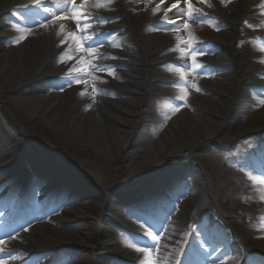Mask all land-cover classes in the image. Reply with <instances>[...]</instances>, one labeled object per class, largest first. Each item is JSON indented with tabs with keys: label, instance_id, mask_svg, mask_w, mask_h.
<instances>
[{
	"label": "rangeland",
	"instance_id": "obj_1",
	"mask_svg": "<svg viewBox=\"0 0 264 264\" xmlns=\"http://www.w3.org/2000/svg\"><path fill=\"white\" fill-rule=\"evenodd\" d=\"M71 1L68 0V4ZM125 1L111 0L108 5L110 10L102 16L109 18L108 22L101 23L97 30L107 35L110 44L115 45L114 58L108 59L109 64L112 62L110 65L100 63L94 58L95 54L84 53L81 46L77 57H73L74 52L66 46L49 56L41 48L39 55L28 58L27 62L29 65H51L44 75L22 84L0 75V235L7 229V217L19 199H27L29 203L19 213L15 220L17 224L8 228L13 232L16 230L24 245L16 248L10 236H5L3 240L1 238L4 237H1L3 243L0 248L4 252L0 253V261L3 264H123V260L126 264H146L148 254L136 251V248L151 247L149 238L143 233L146 230L160 236L158 243L161 247L152 249V261L166 264L176 255L177 241L181 239L180 235L190 232L191 220L194 219L202 229L220 232L219 235L214 233L213 241L207 244L215 249L214 252L218 251V264H243L245 261L264 264V253L228 255L225 247L220 245V239L224 236L229 241H235L233 233L239 235L244 221L249 222L248 219L243 220L248 212L240 210L246 200L243 182L250 183L252 174L249 169L256 166L253 156L262 160L256 151V144L264 152V120L252 121L248 129L232 134L243 117L263 107L261 103L254 107L250 104L253 98H264V58L260 53L249 52L252 45L260 44L261 39L259 19L262 13L258 10V3L255 0H224L228 11L223 16L205 15L203 22L186 19L176 21L173 26L165 22V14L166 19L171 21L168 14L172 9L188 12L185 0L175 8L172 7L175 3L163 0H132L135 5L132 10L122 8L121 4ZM199 1L207 7L213 5L212 0ZM191 3L193 8L202 12L201 8ZM155 9L159 13L164 12V15H149L147 26L136 30L135 19H129L131 12L139 16V13ZM49 10L44 20L58 25L59 19H54L58 15L57 9L50 5ZM236 14L240 15V19L236 26L238 39L233 48L239 52L234 59L230 58L233 62L218 65L212 60V54L221 49L217 39L224 33L229 22L227 19ZM192 15L199 16L200 12H193ZM6 17L9 21H27L25 8H15ZM32 18L40 20L41 17L31 15ZM185 22L189 25L187 29L183 27ZM34 26L35 21H31L29 28ZM173 27L175 30H172ZM161 29L184 34L158 45L144 42L145 35ZM88 31H93L92 26ZM190 41L191 47L204 50L202 55L196 57V62L208 66L207 69H194L190 55L180 59V49L187 53ZM108 44L103 47L109 48ZM168 54L172 58H165ZM90 65L111 69L114 76L106 71H94ZM245 67L248 69L244 71ZM72 68L77 71L70 72ZM176 68H180V72ZM244 72L248 73L247 77ZM69 76L82 77L81 83L71 86L64 84L63 90L57 87ZM93 76L96 78L92 83ZM248 76L249 81L245 79ZM235 81L240 83L235 105L230 120H226V124L220 128L210 120H219L222 104L196 106L191 103L189 92L195 91L211 100L222 101L229 95L225 86H233ZM93 88L106 94L95 95L93 102ZM182 88L188 93L186 99H180L184 94ZM58 91L62 92V96L65 92L73 99H63V103L50 112L64 114V121L53 122L45 118L49 104L46 101L36 112L24 104V99L30 96L44 98L54 96ZM81 92H84L83 96ZM172 97L176 98L175 101ZM75 101L79 105L74 108ZM137 110L140 115L152 111L164 117L172 112L180 115L185 112L181 123L190 120L189 116L193 114L214 127L213 135L199 146L190 145L181 149L171 145L168 154L158 148L155 159L148 148L161 137L158 123L147 118L146 123L140 122L134 129V124L119 122L114 116L117 114L130 119L137 116L142 119L135 114ZM89 116L98 117L107 129L108 134L105 140H101L102 143L87 141L80 134V130L83 129L82 132L86 134L90 128L92 122ZM161 128L165 130L167 126ZM113 130H118L122 136H115ZM73 133L80 134L78 139L76 135H71ZM181 164L187 167L181 176L184 182L178 180L180 182L176 184L172 179H175L173 175H179ZM193 176L197 182L193 181ZM31 178L42 180L37 185L39 202L36 205L27 197V193L31 195L30 191L38 188ZM185 182L188 183L185 188L188 193L178 198V186ZM239 187H243V191L241 189L239 194L230 197L231 192ZM143 190L146 191L143 192L144 199L158 195L163 200L164 208L155 207V216L149 221L137 212L129 211L131 207L134 208L131 201L135 200H126V194L138 196ZM189 200L191 207L182 205L183 201ZM6 202L8 205L3 204ZM202 208L210 212L199 215ZM230 208L239 209L232 220H243V223L238 224L237 230L228 229L224 233L220 231L225 226L223 210ZM127 214H134L129 220L133 227L125 226ZM21 223L25 224L22 228ZM45 223L53 226L45 228L57 234L56 244L40 233ZM61 232L66 233L61 235ZM30 236L38 238L40 245L28 246L32 244L28 241ZM154 255L156 259L152 258Z\"/></svg>",
	"mask_w": 264,
	"mask_h": 264
},
{
	"label": "bare ground",
	"instance_id": "obj_2",
	"mask_svg": "<svg viewBox=\"0 0 264 264\" xmlns=\"http://www.w3.org/2000/svg\"><path fill=\"white\" fill-rule=\"evenodd\" d=\"M166 3H175L178 4L182 2L183 0H163ZM195 5L199 6L202 9V13L204 14H210L211 16L214 15H220L223 16L225 12L228 11V7L226 4L222 3L220 0H212L213 5L210 7H207L205 5H200L199 0H191ZM258 3V10L261 11L260 19H259V25L261 26L262 32L259 34L260 44L259 45H252L249 50V52H254L256 54L260 53L262 54V59L264 58V0H255ZM100 2V0H77L76 3L71 6V4H68V0H39L40 5L42 7L36 6V0H0V75L3 78H6L8 80H16L19 84H22V82H25L27 80H34L37 76L44 75L46 72H48L51 67V65L46 66L43 64H35L32 63L31 65L28 64L27 60L28 58H34L39 55L41 48L45 50L46 56L51 55L52 53L59 52L62 48L65 46L69 48V50H72L74 52L73 57L79 56V50L81 47L77 45V43L72 39V37L69 35V33H75L77 36H81V34H78L76 31V26H74V20L71 18L73 15V12H81L85 9L92 13L93 16H104L107 14V10H109V6L107 7H101L96 8L94 5L95 3ZM83 4V8H80V5ZM55 7L57 9L58 15L57 17L64 15L68 17V19H59V24L56 25L54 22L49 23L46 22L44 19L48 16V13L50 12L49 6ZM122 5L123 9H133L134 8V2L132 0L125 1ZM47 8L48 11L45 12L44 8ZM15 8H25L27 13V21L26 22H20V21H9L6 17V14L9 11H13ZM136 9V7H135ZM156 10V9H155ZM153 11H145L144 13H138L134 15L133 12H131V15H129V19H135V22L137 23L136 30L139 29V27L142 28V26H147L148 23V17L149 15L153 14ZM155 13H159V11H155ZM187 13L186 11L181 10H171L168 14V17L175 21L183 22L187 19ZM31 15H39L40 20H34L31 19ZM159 16H163L164 12H160L158 14ZM147 16V17H146ZM227 19V18H226ZM240 15H232L227 20L229 21L225 28V31L223 34L220 35V37L217 39L218 44L221 46V49L219 52L213 54V61L218 64L226 63L227 61H232V59L235 58L236 54H238L239 50L233 48V44L238 39L237 29L236 26L239 22ZM31 21H35V26L33 28H29L31 25ZM82 21V25H83ZM61 25H63V29H61ZM93 31L97 32L98 28L101 27L100 22H93L91 24ZM135 32L137 33V31ZM57 32L60 34L57 35ZM146 34V33H144ZM183 35V33H176L175 31H165L164 29H161L157 32H154L152 34H147L144 36L143 40L145 43L158 45L159 43L168 41L169 39H176ZM20 36H25L26 38L23 40H20L19 43H16L15 41L19 39ZM8 40L7 43H5V40ZM64 40L65 43L61 44V41ZM103 41L104 43H107V41H110L108 38L103 37L102 39H99ZM82 49L84 53H90L91 55L96 53H100L102 58H99V62L102 64H106V58L104 56H111L109 54V49L103 48V47H86V44L83 43V40H81ZM111 47H113L112 44H110ZM78 52V53H77ZM106 52L108 53L106 55ZM95 57V56H94ZM171 57L169 54L165 56V58ZM186 57L184 56L183 59ZM232 58V59H230ZM80 59V58H79ZM171 59V58H170ZM155 61L157 59H154ZM233 62V61H232ZM101 64V65H102ZM250 64V63H248ZM244 66V65H243ZM251 67H249L250 69ZM53 69V68H51ZM248 69V67H245L244 71ZM251 70V69H250ZM245 77H247L248 73H245ZM250 76V74H249ZM248 78H245L247 81H249ZM94 82L95 76L92 77ZM90 83V84H92ZM240 83L239 81H235V84L233 86H225L226 87V94H229L225 97L224 100H211L209 97L198 95L195 91L189 92L191 98V103L196 106H204L208 103H212L217 106L222 104V113L220 114L219 120L212 119L211 122H214L216 126L222 127L225 125L226 120H230V113L232 108L235 105V99H236V93L239 89ZM65 98H69L70 100H73L72 97H69L68 94H63L62 92L58 91L56 95L54 96H48L44 98H38L36 96H30L27 99H24V104L29 106V109L33 112L38 111V109L42 106V103H45V101L49 104H47L46 107V113L45 118L49 121H64L65 115L57 114V112H54L50 114L52 110L56 107V105H59L60 103H63L62 100ZM264 98H253L250 104L256 106L260 103V100ZM40 101L39 103H36V101ZM141 99H137L136 101H140ZM82 100L80 99V102ZM175 101V98L173 99ZM41 103V104H40ZM79 102L75 101L73 104V107H78ZM93 106H96L92 104ZM250 107V106H249ZM251 111V110H250ZM136 115H140L141 113L135 111ZM115 118L120 122L130 123L134 124V129L137 126L138 123H146L147 118L152 119L154 123H158L160 126L158 129L160 130V138L158 141H156V144H152L148 149L151 152V155L156 159L157 158V151L158 148L162 150L164 153H170L169 149L170 146H175L178 148H184L188 146H199L203 144V142L208 141L209 138L213 135L212 129L214 128L210 123L206 122L205 120L201 118H197L196 115L189 116L190 120L185 121L184 123L180 122V119H184L183 117L186 116V113L183 112L182 115L176 112H172L168 114V116L164 117L161 113L154 114L152 111L148 112L147 115H140L142 119H139L137 116H133L132 119L126 118L123 116H119L117 114H114ZM182 116V117H181ZM90 119V120H89ZM89 121L91 123L90 128L88 129L87 133H83L82 130H80V134L82 135V138L84 137L87 139V141L96 140L100 143L101 140H105V136L108 134L107 129L103 127L102 122L99 120L98 117L89 116ZM257 120H264V104L262 109L258 110L256 113H251L248 116H245L241 119V121L235 126V128L232 131V134H238L243 131V129H248L250 127V124L252 121ZM132 122V123H131ZM88 123V121H87ZM86 125V124H85ZM164 125L167 126L165 130H163L161 127H164ZM83 128V127H82ZM201 131H200V129ZM90 130V131H89ZM242 130V131H241ZM115 136H122L118 130H113L112 132ZM78 133H73L71 135H76V139H78ZM257 145V151L262 155L263 157V164H259V167H263L261 171L263 173L258 174V171L256 170V166L250 167V172L252 174L250 179V183L243 182L245 189L244 194L246 196L245 202L241 204L240 210H243L245 212H248L243 216V220L248 219L249 222L244 221L245 225L242 226V229L239 232V235L235 234V241H229V238L224 236V238L220 239L221 246L225 247L226 253L236 255L237 253H264V184L260 183L261 179H264V152L262 149L258 147ZM218 163L220 160H217ZM252 164V163H250ZM255 164V163H254ZM256 165V164H255ZM185 164H181L180 168L178 170L179 175H173L175 179H172L174 183H178L181 180L183 181L182 174L186 171ZM193 181L197 182V179L195 176H193ZM31 181L34 186L38 187L37 185H40L42 182L41 179L39 181L37 179H32ZM184 182V181H183ZM187 182L184 184L179 185V197L183 196L184 194L188 193V190H185L187 188L186 185ZM188 184V183H187ZM243 188V187H242ZM241 187L235 188L231 194L230 197L233 198L234 194H239ZM36 191L31 190L30 193H28V196L32 199L34 203H36L38 200L37 198L33 197L36 196ZM243 191V189H242ZM33 195V196H32ZM16 198V195H15ZM222 197L220 199V204H222ZM190 201H183V206H190ZM11 202H14L12 200ZM217 203V202H216ZM4 205H8V203H3ZM219 206V204L217 203ZM17 206H13V210ZM239 209L236 208H230L229 210H223L225 212V226L221 228V232L226 233L228 229H234L237 230V226L239 223H243L241 221H233L232 218L234 214ZM58 211H60L58 209ZM210 212L209 210H204L203 208L199 209V215L201 213L204 215L205 213ZM131 216L127 218V224L130 225L128 222V219H130ZM236 222V223H235ZM191 226H190V232L187 235H180L181 239L178 240V246L176 249V255L172 258V261L166 264H218L217 263V257H218V251L214 252V248L211 246H208L207 244L213 241L214 233L216 235H219L220 232L217 230H214V232H211L209 229L204 230L201 228V224H196V220H191ZM53 228L52 225H49L48 223L44 224V227L40 229V233L42 235H46L48 238L51 239L52 244H56L57 234L52 233L48 231L46 228ZM164 228V227H163ZM162 228V229H163ZM145 233L147 232L144 230ZM160 232V230H159ZM66 232H61V235ZM12 234L10 229H6L4 232V235L8 236ZM3 237V235H1ZM29 237V236H28ZM26 237V238H28ZM12 242H15V245L17 247H22L24 245V240L20 241L18 236H14L11 238ZM29 242H31V245H28L32 248V246H39L40 242L38 238L30 236L28 239ZM215 242V241H214ZM224 242V243H223ZM218 243V241H217ZM221 247H219V250ZM153 256V254H152ZM167 254L164 256L166 257ZM163 257V258H164ZM156 259V255L152 257ZM216 260L215 262H213ZM166 262V261H165ZM154 264H158V260L154 262ZM244 264H249L245 261Z\"/></svg>",
	"mask_w": 264,
	"mask_h": 264
},
{
	"label": "snow or ice",
	"instance_id": "obj_3",
	"mask_svg": "<svg viewBox=\"0 0 264 264\" xmlns=\"http://www.w3.org/2000/svg\"><path fill=\"white\" fill-rule=\"evenodd\" d=\"M72 2H73V4H75V0H72ZM178 2H179V0H178ZM204 2H207V0H204ZM221 2L223 3L224 0H221ZM110 3H111V0H100V2L95 3L94 6L96 8L107 7ZM185 3L187 4V7H188L187 15L189 16V19L193 20V22H203L202 17H205V14L202 13L200 9L193 8L191 0H185ZM36 6L42 7V5H40V3H39V0H36ZM172 7L173 8L177 7V4H173ZM80 8H83V4L80 5ZM157 10L158 9L154 10L153 14H155V11H157ZM44 11L47 12L48 9L45 7ZM193 12H200V15L199 16H193L192 15ZM166 16H167V14H165V22L170 23L173 26H175L176 21L175 20L168 21L166 19ZM71 18L75 21L76 31L81 33V36H77L75 33H69V35L77 43V45L82 47L81 40H83V43L89 44V47L102 46L103 41L99 40L98 37L103 35V34L95 32V31L89 32L88 30L90 29L92 22L95 21V22H100V23H107L109 18L93 16V14L88 12L86 9L84 11H81V12H75L74 11ZM54 19H68V17L61 15L59 17H54ZM81 21L84 22L83 25L81 24ZM183 27L185 29H187L189 27L188 23L185 22ZM61 29H63V25H61ZM164 30L168 31L169 29H164ZM172 30H175V28L173 27ZM59 34L60 33L57 32V35H59ZM25 38H26L25 36H20L19 39H17L15 42L19 43L20 40H23ZM64 43H65V41L62 40L61 44H64ZM113 46H115V45H113ZM188 48H189V51L187 53H185L183 49H180L181 53H182L180 59L182 60L185 55H190L191 59H192V65L191 66L194 69H207L208 66H202L196 62V57L198 55H202L204 53V50L202 48L197 49V48L191 47V41L188 44ZM171 50H173V49H170V51ZM262 50H264V49H262ZM94 58L99 59L102 57H101L100 53H96ZM90 67L94 71H97V72H105L106 71V72H108L109 75L114 76V71L111 69H107V68H104V67L99 66V65H90ZM169 70H172V69L170 68ZM175 70L177 72H180V68H176ZM69 71L75 72V71H77V69L72 68ZM181 75H183L182 72H181ZM81 80H82V77L69 76L64 80V82L62 84L57 85V87H59L61 90H63L64 84H67L68 86H71L73 83L80 84ZM101 82H103V81H101ZM193 87H196V86L193 85ZM196 90L199 91V88H196ZM181 91L184 94H183V96L180 97V99H186V97L188 95L187 91L183 88L181 89ZM97 94H106V93H101V92H99V90L93 88V102H95V95H97ZM80 95L83 96L84 92H81ZM260 103L264 104V99L260 100ZM176 110H178V108ZM260 183L264 184V179H261ZM145 235L149 238L151 247L144 246V247L136 248V251H140L142 253H147L148 254V260L146 261V264H154V262L151 259V252H152V249H159V247H161V245H159V243H158L160 236H159V234H153L152 231L146 232ZM2 243H3V241H0V244H2ZM3 252H4V249L0 248V253H3ZM0 264H3V261H0Z\"/></svg>",
	"mask_w": 264,
	"mask_h": 264
}]
</instances>
